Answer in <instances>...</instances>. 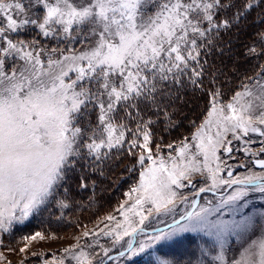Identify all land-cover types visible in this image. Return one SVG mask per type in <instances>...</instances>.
Wrapping results in <instances>:
<instances>
[{
  "label": "snow or ice",
  "instance_id": "1",
  "mask_svg": "<svg viewBox=\"0 0 264 264\" xmlns=\"http://www.w3.org/2000/svg\"><path fill=\"white\" fill-rule=\"evenodd\" d=\"M249 23L264 24V0H0V234L133 180L119 220L84 225L44 264H264V29L242 45L251 74L224 40ZM234 141L248 164L228 163ZM48 238L25 234L19 251ZM183 241V258L159 254Z\"/></svg>",
  "mask_w": 264,
  "mask_h": 264
},
{
  "label": "rangeland",
  "instance_id": "2",
  "mask_svg": "<svg viewBox=\"0 0 264 264\" xmlns=\"http://www.w3.org/2000/svg\"><path fill=\"white\" fill-rule=\"evenodd\" d=\"M259 61H250L247 63L246 67L247 69L245 71H242L241 74L244 72H248L251 74V72L254 71V68L252 67L253 64H258ZM197 123H199V119L197 120ZM187 130L184 134L190 133L193 129H191L188 125H186ZM252 136V139L254 141L253 144L250 145V147L253 149V151L258 150L261 147L260 140L262 138L257 137L254 134H250ZM242 145L240 142H233V148L234 152L233 155L235 156V159H228V163L230 165H236L240 163L248 164L251 160L250 156H245L242 151H235L236 148L241 147ZM260 158H264V155H261ZM227 159V157H225ZM254 171H260L259 169H256L254 166ZM118 171H122V168H118ZM247 171L242 170L239 167H234L233 172L234 174H244ZM226 175V173H224ZM133 183V180H125L123 183H120L118 185V189L116 191V195L113 198H110L107 202L106 210L104 211L103 207L99 206L97 203L92 204L90 207L92 208L93 205H95V211L93 210H87L84 212H81L83 209H89L88 206L80 209V213L73 212L74 210L68 211L71 213L70 215H66L68 219H65V221L69 222V219L73 221L70 223V228L63 229V227H58L55 223V221H52L49 225L48 222L50 221V217L52 215L49 214L48 211L42 212L39 216H34L30 218L28 222H26L23 226H16L11 234H0V239H2L3 243L0 244V253L3 254L4 259L0 260V264H44L45 260L51 261L53 255L56 256L57 259H59L62 255V249L65 247L70 246L71 244L75 243L74 236L79 234L80 231L83 230V226L87 225L88 228H94L96 225V222L106 216L107 214L111 213L113 215H116L117 219L119 220V214L114 211V209L118 206V203L125 199L123 196V192L128 190L129 185ZM116 188V185H114ZM185 191H189L188 189H185ZM98 189L96 191V196L98 194ZM88 194V193H86ZM211 196V194H207ZM252 196H258L259 194H251ZM84 200L87 201L88 199L85 196H78V200ZM96 202V201H95ZM253 203H256L257 205L264 204V201H261L259 199H255ZM55 209L52 210V212ZM66 212V213H68ZM88 212V213H85ZM49 214V215H46ZM55 215H59L58 210ZM79 217L77 219L76 217ZM89 218V219H87ZM53 219H55L53 217ZM81 220V221H80ZM76 222H84L83 225L80 224V227H77ZM147 223V222H146ZM56 225V226H55ZM163 225L156 224L155 221H152L150 226L146 230H151L152 227H162ZM103 227V225H101ZM43 229L45 233L48 232H54L57 236L56 239H45L43 241H35L29 244L28 248L24 253H21L19 249L24 246V241L21 239V237L25 234L32 233L36 230ZM60 236V237H59ZM17 238V239H16ZM128 237L125 238L127 240ZM143 239V236L139 235L135 241V243ZM101 243H104L106 246L109 245V241L106 238L101 237ZM123 243V241H122ZM20 244V246H18ZM23 244V245H22ZM16 246V247H15ZM126 246V245H125ZM188 248V241H183L179 243L169 244L166 246H162L160 248V255H165L168 257H178L183 258L185 256V250ZM11 249V251L9 250ZM16 249V250H15ZM121 250L119 246L117 248L112 250L111 254H116L117 251ZM95 251L99 252V249L97 248ZM35 252L36 255H32V253ZM151 258L147 255H142L139 257L133 258L131 261H114L109 262V264H150Z\"/></svg>",
  "mask_w": 264,
  "mask_h": 264
},
{
  "label": "trees",
  "instance_id": "3",
  "mask_svg": "<svg viewBox=\"0 0 264 264\" xmlns=\"http://www.w3.org/2000/svg\"><path fill=\"white\" fill-rule=\"evenodd\" d=\"M253 16H255V13H253ZM251 20H252V17L250 16L249 17V21H251ZM258 29H264V24H262V25H252V24L249 23L247 25L241 26V30H240L239 34H237V32L235 30H233V32H230L228 35L224 36V40H228L230 38L232 39L233 47L237 51V56L240 57L239 63L237 65L239 67V69H240V72L245 71L247 69V67H246L247 63L250 62V61H245L243 59V56H242L243 47H242V45L251 43L255 39L253 34ZM229 63L231 64L232 61L230 60ZM196 105H197V102L193 101L191 107H186L184 109V111L187 113L189 118H192L194 116L195 117H199L200 109ZM186 125H188V122L185 119L183 124L181 125L180 129H178L177 132H174L172 134L171 138L174 139L177 136H179L180 134H184L185 131L187 130ZM120 172L121 171H118V168H117L116 169V176H118ZM97 189H98L99 193L97 194L96 199H95L96 202H94V203H97L99 206L103 207V209L105 211L107 209L106 206H107L108 200H110V198H113L114 196H117L116 195L117 194L116 191L118 189V186H116V188H115L114 184H113V180L112 179H106V180H102V181L99 182V185H98ZM83 196H85L88 199V194L84 193ZM77 199H78V196H77ZM94 203H92V204H94ZM91 205L88 206L89 209H83L81 212H84V211H87V210H92V211L94 210L95 211V205H93L92 208L90 207ZM73 210H74L73 212L80 213V210H78V211L75 210V209H73ZM56 211L57 210L55 209L53 211V213H56ZM85 213H88V212H85ZM70 214L71 213H69V212L65 213V215H70ZM46 215H49V214H46ZM53 217H54V215H52L50 217V219H49L50 221L48 222V225L52 221H55L56 225L58 227H60V228L63 227V229H68V228L71 227L70 223L68 221H65V220L56 221L55 219H53ZM76 218L79 219L78 216ZM87 219H89V218H87ZM80 224L83 225L84 222H80Z\"/></svg>",
  "mask_w": 264,
  "mask_h": 264
},
{
  "label": "water",
  "instance_id": "4",
  "mask_svg": "<svg viewBox=\"0 0 264 264\" xmlns=\"http://www.w3.org/2000/svg\"><path fill=\"white\" fill-rule=\"evenodd\" d=\"M148 231V230H147ZM149 231H151V230H149ZM139 235H137L136 237H134L133 238V241H134V243H135V241H136V239H137V237H138ZM116 254H113V256H115Z\"/></svg>",
  "mask_w": 264,
  "mask_h": 264
},
{
  "label": "bare ground",
  "instance_id": "5",
  "mask_svg": "<svg viewBox=\"0 0 264 264\" xmlns=\"http://www.w3.org/2000/svg\"><path fill=\"white\" fill-rule=\"evenodd\" d=\"M60 237V236H59ZM17 239V238H16ZM23 245V244H22ZM18 246H20V244H18ZM16 247V246H15ZM16 250V249H15Z\"/></svg>",
  "mask_w": 264,
  "mask_h": 264
},
{
  "label": "flooded vegetation",
  "instance_id": "6",
  "mask_svg": "<svg viewBox=\"0 0 264 264\" xmlns=\"http://www.w3.org/2000/svg\"><path fill=\"white\" fill-rule=\"evenodd\" d=\"M242 170H245V168H241Z\"/></svg>",
  "mask_w": 264,
  "mask_h": 264
}]
</instances>
